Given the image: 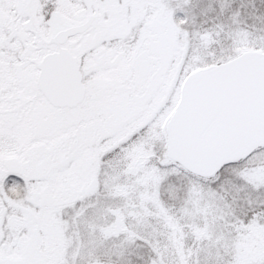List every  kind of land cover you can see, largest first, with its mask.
Instances as JSON below:
<instances>
[{"label":"snow or ice","instance_id":"snow-or-ice-1","mask_svg":"<svg viewBox=\"0 0 264 264\" xmlns=\"http://www.w3.org/2000/svg\"><path fill=\"white\" fill-rule=\"evenodd\" d=\"M0 264H264V0H0Z\"/></svg>","mask_w":264,"mask_h":264}]
</instances>
